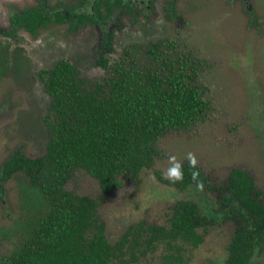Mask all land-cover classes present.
I'll use <instances>...</instances> for the list:
<instances>
[{
    "label": "trees",
    "instance_id": "16d2710c",
    "mask_svg": "<svg viewBox=\"0 0 264 264\" xmlns=\"http://www.w3.org/2000/svg\"><path fill=\"white\" fill-rule=\"evenodd\" d=\"M40 1L42 5L14 14L6 34L14 38L26 30L37 35L50 21L44 15L50 12L45 0ZM93 7L81 15L73 10L76 21L100 23L99 17L105 20L114 5L96 1ZM170 8L174 11L172 4ZM57 13L58 22H69L74 31L73 16ZM162 45L151 42L143 58L136 56L138 48L125 49L113 64L99 51L97 64L108 72L101 80L82 76L65 59L37 72L51 98L42 119L46 152L31 158L17 149L1 165L0 200L7 196L9 181L24 177L18 195L28 219H17L18 233L0 231L7 239L16 234L22 243L0 264H189L210 230H220L228 221L234 228L222 264H254L263 255L264 192L254 178L234 168L224 186L213 185L205 170L189 160L180 165V179L155 172L160 182L175 188L173 196L182 197L165 223L140 221L128 225L115 241L109 237L100 207L121 189V178L141 185L160 155L158 142L172 131L206 124L213 112L212 99L196 84L197 72L188 56L170 57ZM253 108L246 122L252 125L251 119L259 116L262 129L264 111ZM78 171L100 184L99 196L85 197L70 189ZM214 191L217 198L210 194Z\"/></svg>",
    "mask_w": 264,
    "mask_h": 264
},
{
    "label": "rangeland",
    "instance_id": "374dc122",
    "mask_svg": "<svg viewBox=\"0 0 264 264\" xmlns=\"http://www.w3.org/2000/svg\"><path fill=\"white\" fill-rule=\"evenodd\" d=\"M46 1L50 6L63 2L66 7L77 2ZM36 3L0 0V27L6 28L9 9L20 12ZM251 3L255 15L250 11L253 9L246 11L241 0H178L174 15L168 16L160 4L159 16L148 23L135 25L131 18H123L121 12L116 16L119 20L111 19L108 27L112 28L113 50H104L110 64L124 56L125 49L138 48L136 56L143 58L151 42L163 43L161 49L170 57L188 56L185 58L197 72L195 83L208 91L213 109L206 124L196 125L192 131H172L158 142L160 155L154 167L143 174L141 185L121 178V189L100 207L112 241L130 224L167 221L175 201L182 197L173 196L175 188L160 182L155 172L169 178L165 173L177 162L181 165L194 159L211 178L210 184L218 186L227 183L232 169L243 168L264 192V128L258 129L262 124L259 116L251 119L252 125L246 122L253 106L257 112L264 111V0ZM69 25H52L38 30L35 36L22 30L15 48L13 40L0 33V168L17 149L31 158L46 152L48 136L42 119L48 113L51 98L37 72L65 59L88 79L107 76L104 67L97 64L98 52L107 43L106 34L102 39L101 32L92 25L75 31ZM75 178L69 187L77 194L91 198L101 194L100 184L94 178L80 171ZM19 180L24 177L8 182L7 196L0 200V231L18 233L17 219H28L19 202ZM210 194L218 197L216 191ZM233 228L228 221L221 224L220 230L211 229L200 249L194 250L189 264H222ZM21 244L16 234L10 239L1 234L0 262ZM254 264H264V253Z\"/></svg>",
    "mask_w": 264,
    "mask_h": 264
},
{
    "label": "flooded vegetation",
    "instance_id": "af4514ba",
    "mask_svg": "<svg viewBox=\"0 0 264 264\" xmlns=\"http://www.w3.org/2000/svg\"><path fill=\"white\" fill-rule=\"evenodd\" d=\"M96 1H102V4L108 3L111 5H114L113 10L111 13L108 14V17L105 20H103L101 17H99L100 23L88 22L85 24H80L78 21H76L78 19V17L76 14L73 15L72 11L75 10L78 15H81L83 13L86 14L88 9H90L92 11L94 10L93 4H95ZM241 1L242 2L244 1V4L246 6V11L249 12L250 9H253V11L252 10H250V11H251V13H253V15H255V10L253 8L251 0H241ZM36 2H38V3H36V6H33V7H38V6L42 5L41 4L42 2L40 0H36ZM81 2H84V5L83 4L80 5ZM177 2H178V0H77V2L75 3V5L73 7H66L63 5L64 4L63 2H60L55 6H50L49 2L45 0L43 5L45 8H48L50 10V12H48V13L45 12L44 15L48 16L50 21L47 23V25L45 27H43L40 30L47 29L52 25L62 26L64 24H67V22L66 23H59L58 22V19H57L58 13L57 12L60 11L61 14H66V17L69 19L73 16V18L75 19V25H76L75 30H77L80 27L92 25L98 30V32H101L102 39H103L104 35L106 34L107 43L105 45L101 46L102 47L101 51L104 52V50L110 49L109 46H111V39L113 36L112 35V28L108 27V25H109V23L113 17L117 18L116 16H118L120 14L119 12H121V14H123V18H127V17L131 18L133 23H135V25H137V24H140L141 22L148 23V22H151L154 19H156L159 16V12H158L159 9L158 8H159L160 4L162 5V10L165 13L167 12L168 16L169 15L171 16L172 13L175 14L176 13L175 4ZM85 3H86V5H85ZM171 4L174 7V11H172L170 8ZM164 5H165V7H164ZM33 7H30V8H33ZM25 10H23V11H25ZM23 11L18 12L16 10L9 9L8 13H7L8 15H7L6 28L0 27V30H1L0 33L3 35L5 34L7 36L6 38H8V40H13V47L14 48L17 46V43L19 42L17 35L20 34V30L16 32V36L14 38L12 36H9L8 34H6V32L11 27V23H10L11 17L14 14L21 13ZM103 11L105 12V15H106L107 9H104ZM93 16H96L95 12L93 13ZM117 20H119V18H117ZM113 23H115V21H113L112 24ZM56 24H58V25H56ZM24 31H26V30H24ZM26 32H28V31H26ZM29 34H31V33H29ZM107 44H109V45H107Z\"/></svg>",
    "mask_w": 264,
    "mask_h": 264
},
{
    "label": "clouds",
    "instance_id": "9594fccd",
    "mask_svg": "<svg viewBox=\"0 0 264 264\" xmlns=\"http://www.w3.org/2000/svg\"><path fill=\"white\" fill-rule=\"evenodd\" d=\"M171 159H175L172 157ZM192 163H195V160H192ZM169 178H174V179H180L182 176V172L180 171V164L179 162L175 163L174 166L170 167L168 171L165 173Z\"/></svg>",
    "mask_w": 264,
    "mask_h": 264
}]
</instances>
